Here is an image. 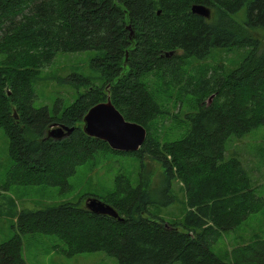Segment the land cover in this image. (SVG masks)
<instances>
[{
	"label": "trees",
	"instance_id": "trees-1",
	"mask_svg": "<svg viewBox=\"0 0 264 264\" xmlns=\"http://www.w3.org/2000/svg\"><path fill=\"white\" fill-rule=\"evenodd\" d=\"M194 5L206 7L209 17L193 14ZM230 50L241 61L225 76L183 74L187 60ZM88 52L102 84L72 73L58 82L77 91L70 104L58 99L51 108L37 107L42 70L58 55ZM154 79L172 86L178 100L197 99L196 109L184 114L185 132L173 143L160 145L151 134L152 122L166 113ZM108 97L125 120L146 130L138 151H113L84 134L87 111ZM260 126L264 0H0V129L11 161L0 193L11 186L66 192L78 168L106 153L149 156L165 174L154 192L117 177L103 200L121 221L79 202L15 212V232L0 243V264H27L22 237L35 234L56 237L67 257L102 253L117 264H264V239L258 237L223 257L212 252L224 233L264 205L241 161L226 160L227 142ZM60 127L73 130L61 139L50 136ZM173 180L185 186L188 209L182 220L169 223L149 208L173 202Z\"/></svg>",
	"mask_w": 264,
	"mask_h": 264
},
{
	"label": "rangeland",
	"instance_id": "rangeland-1",
	"mask_svg": "<svg viewBox=\"0 0 264 264\" xmlns=\"http://www.w3.org/2000/svg\"><path fill=\"white\" fill-rule=\"evenodd\" d=\"M238 53V52H237ZM236 51H215L202 61L187 60L183 74L188 77L225 76L241 61ZM90 52L58 55L49 68L42 70L37 79V107H52L56 100L64 105L70 104L77 96L74 87L59 84L72 73L88 77L94 86H100L99 75L90 69ZM153 88H159L158 101L166 111L165 117L152 122L151 134L162 145L173 143L182 137L185 125L184 114L194 111L197 99L179 98L178 92L169 84L161 85L152 80ZM82 90L79 89V92ZM182 100L179 106V101ZM180 108V109H179ZM13 114V113H12ZM15 115V113H14ZM156 121V122H155ZM163 123V125H161ZM157 141V142H158ZM237 158L247 169L256 194L264 200V126L257 127L249 134L237 139L231 138L226 144V160ZM11 161L8 158V141L0 129V188L6 181V173ZM125 176L133 187L141 184L147 191L159 189L165 179L164 170L159 162L149 156L137 159L132 156L101 154L97 158L77 169L69 179L70 189L60 192L52 187L11 186L7 192L0 193V243L9 240L14 232V213L21 209H45L62 203L79 202L85 208L88 198H95L103 203L115 188L117 177ZM173 202L167 206L149 208L150 214L165 222L182 220L186 206V188L179 180H173L171 188ZM254 237L264 239V205L256 214L250 216L234 231L224 233L215 244L212 252L223 257L233 248L248 244ZM23 258L27 264H117L115 259L102 253L81 254L71 257L65 255L64 245L54 236L26 235L22 237Z\"/></svg>",
	"mask_w": 264,
	"mask_h": 264
},
{
	"label": "water",
	"instance_id": "water-1",
	"mask_svg": "<svg viewBox=\"0 0 264 264\" xmlns=\"http://www.w3.org/2000/svg\"><path fill=\"white\" fill-rule=\"evenodd\" d=\"M193 14L208 18L210 11L201 5L191 8ZM166 54V56H170ZM72 128L60 127L50 132V136L56 139L68 136ZM83 132L105 142L113 151L133 153L139 150L146 138V130L139 124L124 119L120 112L112 105L109 97L105 102L91 107L83 118ZM85 208L93 214L109 216L121 221L112 207L95 199L88 198Z\"/></svg>",
	"mask_w": 264,
	"mask_h": 264
}]
</instances>
